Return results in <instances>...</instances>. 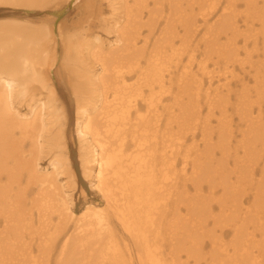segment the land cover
Segmentation results:
<instances>
[{"label":"bare ground","instance_id":"1","mask_svg":"<svg viewBox=\"0 0 264 264\" xmlns=\"http://www.w3.org/2000/svg\"><path fill=\"white\" fill-rule=\"evenodd\" d=\"M236 1L259 8L252 0H168L164 33L147 50L146 37L136 47L139 31L147 27L151 34L154 25L142 23L141 15L161 12L163 0H123L124 25L111 51L100 42L88 54L96 60L86 66L81 47L103 11L98 0H75L77 22L57 28L61 66L71 77L83 176L94 178L103 204L76 214L70 209L75 192L67 190L75 186L68 113L51 75L58 61L54 29L0 21V264H264L261 241L254 240L255 232L264 237V163L256 174L264 155V14H249L243 31L230 23L224 31L204 32L199 60L189 39L192 14H231ZM0 3L44 8L51 2ZM230 82L240 90L232 92ZM230 107L242 127L241 154L235 149L232 157ZM44 157L51 172H39ZM230 157L231 182L212 168L223 170ZM213 173L218 195L217 187L202 190ZM63 175L67 182L60 183ZM204 193L219 196L217 208L207 206ZM244 195L249 206H242Z\"/></svg>","mask_w":264,"mask_h":264},{"label":"rangeland","instance_id":"2","mask_svg":"<svg viewBox=\"0 0 264 264\" xmlns=\"http://www.w3.org/2000/svg\"><path fill=\"white\" fill-rule=\"evenodd\" d=\"M168 0H163L161 12H158V14H142L141 19L142 23L146 24L147 20H150V22L154 25L153 31L151 34H148V28L143 27L139 31L140 36L139 40L136 42V47H141L143 44V37H146V49L150 50L154 46L155 39L160 38L161 34L164 33L165 29V22L166 19L169 17L166 10V3ZM227 1H234V0H227ZM258 7L254 6H247L245 2L243 1H236L234 3H231V5H234V11L231 14H204L205 18L202 19L201 14H192V21L191 24L193 26V31L189 34V39H191L190 45L197 46L195 57L197 60L201 59L202 56L200 55L203 53V45L204 42L202 41V36L204 32L211 33L215 30L217 33L218 30H226L227 26L231 23H236L238 27L241 28V30H244L243 20L246 19L249 20V14H254L258 17V15L264 14V5L262 7V0H252ZM50 4L45 5L44 8L41 7H29L24 5H7L0 3V21L4 20H17V21H23L26 24L40 27V26H52L54 29V38L56 39V42L54 43V47L57 51L58 55V61L55 63L54 67L52 68V77L55 82L56 87V93L59 98V101L65 106L67 113H68V122L66 127V138H67V154L70 162V169L75 174L74 181L75 186H67L68 192L71 191L75 192L72 196V206L71 211L73 213H79L82 209L85 208V206L89 204H95L98 207L103 206V204H100L101 197L100 195L94 191V187L96 185L94 181V178H86L83 176L82 168H81V160L79 158V142L76 135V126H75V117H74V101L70 92V84L68 81L71 79L66 72H64V68L61 66L62 60V44L61 41L58 39L57 35V28L62 22H66V24H73L77 22L78 20V9L75 8L74 3L75 0H50ZM123 3V0H98V6L102 9V16L100 14H96V26L92 29H90L91 37L89 40L84 42L83 44H87L84 47H81L82 51V59L84 60V65L90 66L92 65V61L94 62V59L96 60V57L94 59L89 56L88 54L92 53L95 48H98L100 46V42L102 44V47L105 49V51L110 52L111 48H109V45L114 42V40L117 38L118 31L123 27L124 25V18L125 14L121 11L122 8L121 4ZM58 4L62 6H58ZM112 5H114L117 10L115 12L111 11ZM227 3H223V6H226ZM152 7V4L149 2V8ZM58 15V16H57ZM185 16V18L190 14H178ZM107 18H105V17ZM100 17H104V23H100L97 20H100ZM176 29V32L179 37H181L184 32L183 28L179 25V23L175 22L173 25ZM164 27V28H163ZM163 28V29H162ZM260 28L259 23L257 22V19L255 17V20L253 21V30L257 33L258 31L256 29ZM173 30V28H172ZM228 33V31H227ZM262 33V32H260ZM168 35L171 37V35L168 33ZM168 36L164 38H170ZM229 37V36H228ZM96 39V42L95 40ZM232 40V38H229ZM98 41V43H97ZM220 42L226 43L229 42V40L225 37L220 36ZM175 44H178V41H175ZM238 46L241 44V40L237 41ZM160 45V43H159ZM96 46V47H95ZM237 46V47H238ZM156 48V47H155ZM154 48V50H155ZM241 52V49H238ZM159 51V50H158ZM178 54V53H176ZM186 55L184 54L182 56V59H185ZM242 57V55L240 56ZM261 57H259L260 59ZM107 66H111L108 65ZM211 69V67H210ZM247 69V68H245ZM98 73V71H96ZM192 73H196V67L192 68ZM235 73L237 75H242L240 73L239 67L236 66ZM199 74V73H197ZM68 76V77H67ZM222 81V80H221ZM204 82V90L207 86L206 79H203ZM244 83L248 85V87H252L253 83L245 76ZM213 86L216 84V79L212 81ZM230 89L232 92H238L240 90V87L236 85L233 82H230ZM204 92V91H203ZM203 95V94H202ZM202 101V99H201ZM228 116H231V127L230 130L232 132V135L230 138L227 139V145L230 153V156L232 157L233 151L236 149L237 155L241 154V150L237 149V142L241 139L239 135V130H242L241 123L238 122V118L233 110L230 108H227ZM25 112V110L22 108L21 113ZM200 112V119L201 121L205 119L206 117V111L203 107V103H201V109ZM218 117V111L215 110L214 116L210 119V125L216 126V120ZM211 143H215L216 138H214L213 135H211ZM197 140H199V137H197ZM217 153V151H216ZM219 156L216 154L214 156L215 164H217L219 161L217 160ZM228 158V163L224 166L225 168L220 171L221 167L215 165L213 170H217L216 172H220L221 174L227 176V179L229 182L234 181L235 175L230 174V167H232V158ZM223 163V161H222ZM264 163V155L259 159L258 161V171L256 174L260 173V166ZM52 168L49 165L48 158H42L39 162V172H51ZM216 173V174H218ZM216 174L213 173L211 176L209 183H202L203 186V192H207L208 186L217 187L218 185H215L214 178ZM63 179L60 180V183L67 182L66 176L63 175ZM218 195L220 193V188H215ZM214 190V191H215ZM210 196L207 193H204V199H206L207 206H211L212 208H217L218 206L215 204L216 199L219 196ZM228 203H232L231 200H233L232 196L227 193ZM242 206H249L251 202V198L249 199V195H244L242 197ZM229 205V204H228ZM241 214L242 212L239 211ZM263 217V216H262ZM52 218H55L53 216ZM263 221V218H262ZM264 222V221H263ZM68 227H72L71 223L68 224ZM211 228V227H210ZM226 231V230H225ZM218 233H216V236ZM226 236V235H224ZM230 235H227L224 237L225 241H229ZM256 239L257 242L261 241L260 246L262 247V251L264 252V237L259 236V232H255L254 234V240ZM255 252L257 253L258 251ZM263 260H264V254H263Z\"/></svg>","mask_w":264,"mask_h":264}]
</instances>
